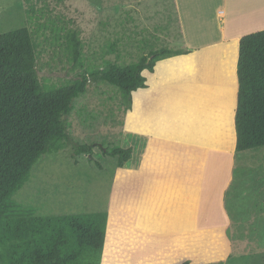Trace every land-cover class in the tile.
Masks as SVG:
<instances>
[{
  "label": "rangeland",
  "instance_id": "1",
  "mask_svg": "<svg viewBox=\"0 0 264 264\" xmlns=\"http://www.w3.org/2000/svg\"><path fill=\"white\" fill-rule=\"evenodd\" d=\"M226 9L231 14L230 2ZM178 20L176 0H0V35L27 27L35 45L39 77L53 88L111 66L125 70L161 49L185 51L181 44L186 35ZM168 25L171 32L163 30ZM189 33L190 50L205 43L199 32ZM74 38L81 43L78 62L73 59ZM226 50L224 61L218 59L219 51L198 55L202 73L232 81L236 56L233 47ZM226 84L220 101L226 107L230 139L234 88ZM138 94H132V101ZM129 96L117 86L92 81L68 118L69 143L38 161L15 199L40 216L109 212L101 264H166L170 252L189 256L192 264H264V147L236 154L211 151L208 158L195 154L190 157V167L212 170L201 178L190 173L177 177L156 169L139 200L129 203L125 200L135 184L127 182L126 171L138 169L140 144L146 147L150 143L126 131L137 128L130 119L134 107L129 110ZM216 108L222 109L218 104ZM213 112L211 117L201 118L197 129L190 125L191 138L214 143L212 136L219 128ZM134 116L138 118L137 111ZM219 122L222 127L223 121ZM223 132L221 128V135ZM229 139H225L228 150ZM94 143L104 150L132 147L133 157L125 167L117 168L116 160L104 156L98 147L94 160H88L87 154L77 155L79 146ZM164 173L174 177V187L169 188L172 208L179 203L181 213L190 209L189 248L182 244L188 240L181 235L172 236L166 244L154 236L147 239L145 230L167 224V209L159 206L155 192H149L156 178L161 182L168 176ZM12 213L0 210V216Z\"/></svg>",
  "mask_w": 264,
  "mask_h": 264
},
{
  "label": "trees",
  "instance_id": "2",
  "mask_svg": "<svg viewBox=\"0 0 264 264\" xmlns=\"http://www.w3.org/2000/svg\"><path fill=\"white\" fill-rule=\"evenodd\" d=\"M81 54V43L74 38V62ZM180 54L161 49L125 70L111 66L53 88L39 77L30 30L21 27L0 35V210L13 212L3 215L5 219L0 216V264H101L109 212L40 216L20 204L15 195L43 156L69 143L68 118L92 81L125 91L130 95L129 110H133L132 94L147 87L144 72L153 73L158 62ZM237 73L235 127L240 153L264 147V31L241 39ZM96 147L114 158L117 168L125 167L133 157L132 148L104 150L95 143L79 146L76 153L94 160Z\"/></svg>",
  "mask_w": 264,
  "mask_h": 264
},
{
  "label": "crops",
  "instance_id": "3",
  "mask_svg": "<svg viewBox=\"0 0 264 264\" xmlns=\"http://www.w3.org/2000/svg\"><path fill=\"white\" fill-rule=\"evenodd\" d=\"M263 1L193 0L194 3H190V0H176V15L177 19L179 18L177 23L186 35L185 44L181 45H185L186 50H176L182 54L158 62L153 73L144 72V76L147 78V87L138 91V99L134 97V113L130 116L132 123L136 124L137 128L126 129V131L148 139L150 143L146 147H141L140 144L142 152L140 153L138 169L126 171L127 182L135 184V186L129 190L130 194L127 191L129 197L125 201L128 200L129 203H133L137 199L139 200L144 187L147 185L146 183L152 178V174L158 172L156 169L161 168L171 175L176 174L177 177L180 174L190 173L201 178L202 175L210 174L212 170L200 168L201 166L193 169L190 167V157L201 154L208 158L207 155L211 151L236 154L235 116L239 92L237 67L240 41L246 35L264 31V22L260 26L258 25L264 21V7L261 6ZM226 2H230L231 14L226 9ZM170 26L168 25L163 30L166 29V31L171 32ZM190 31L199 32V38H203L205 41L202 45H196L195 50H190V46L193 45L187 39V33L190 38ZM230 47L234 49L233 56H236L237 66L234 67L235 76L232 81H227L225 77L202 73L198 55L201 56L206 51H212V53L219 51L222 55L218 59L224 61L227 59L226 48L229 49ZM226 82L234 88L230 139L229 130L225 127L226 107L220 101L223 91L228 86ZM222 86L224 88L220 89ZM216 104L222 107L220 109L222 111L216 108ZM211 110L215 111L216 124L219 128L218 132L213 133L212 140L214 139V143L210 144V140L191 138L190 125L196 129L200 127L201 118L214 115L213 111L210 115L209 111ZM136 111L138 118L134 116ZM218 121H223L224 125L220 127ZM221 128L224 130L222 135ZM226 138L231 142L229 150ZM147 158L150 159L146 160ZM168 173H164L168 176L162 177L161 182L156 178L151 183L149 190V192L156 193L159 206L162 205L167 209L164 214L167 224L162 228L156 226L150 230H145L148 233L147 239H152L154 236V239L164 240L163 243L166 244L172 236L181 235L180 238L188 240L187 242L181 241L182 244L189 248L190 232L193 228L190 227V209L187 210L186 214H183L180 212L182 207L179 203L172 208L173 204L170 203L172 194L169 188L174 187V177ZM192 181L194 182L193 179ZM154 222L162 224L157 219H154ZM199 254L202 255V253ZM167 255L169 256L164 262L166 264H175L177 261L190 262L189 256L179 257L180 254L172 256V252Z\"/></svg>",
  "mask_w": 264,
  "mask_h": 264
}]
</instances>
